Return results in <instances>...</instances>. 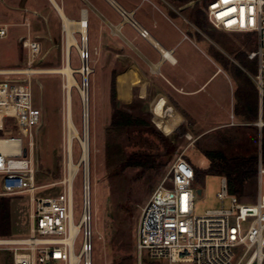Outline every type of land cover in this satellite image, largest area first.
<instances>
[{
  "label": "rangeland",
  "instance_id": "1",
  "mask_svg": "<svg viewBox=\"0 0 264 264\" xmlns=\"http://www.w3.org/2000/svg\"><path fill=\"white\" fill-rule=\"evenodd\" d=\"M88 1L95 4V0ZM208 1L182 3L161 0L171 12H177L186 23L190 36L219 61L234 81L232 110L228 108L225 111L212 105L211 115L219 125L214 126L206 121L204 126H200L196 120L186 118L185 129L186 119L172 104L168 103L167 107L162 106L155 111L151 108L156 96L164 92L155 86L156 82L147 69H139L132 50L116 49L109 27L105 30L100 28L106 25L103 21L100 23L96 10L87 6L84 0H57L71 20L81 19L83 9L88 10L91 23L88 30V64L91 71L87 83L83 74L76 71L82 65L80 51L76 47L72 48L71 65L78 82V86L72 87V116L80 133L83 131V103L79 88L86 84L89 95L88 176L92 197L93 264H167L146 256L139 257L136 249L137 230L145 204L181 155L198 168L195 185L202 193L195 200V216L232 205L230 198L222 200L218 197L222 191L223 177L208 172L212 165L211 158L206 155L208 152L225 155L221 157L228 159L259 155L260 160L264 105L261 111L259 103L257 117L248 120L242 114V103L236 98L239 86L235 81L238 70H241L254 83L252 76L257 68L256 71L252 70V66L256 63L249 60L248 54L256 49L255 38L251 34L219 31L209 23L205 13L201 14L203 27L198 28L193 14L198 8L205 11ZM1 26L8 28V34L0 37V72H6L0 74V82L29 84L33 105L43 113V124L38 132H34V147L30 152L38 189L34 195L0 196V239H20L29 236L32 228V196H56L69 186L66 182L69 174L67 78L60 72L66 64L67 39L63 21L50 0H0ZM102 30L104 45L95 46L96 37L102 34ZM75 37L81 46V34L76 32ZM29 40L41 44V53L35 60L24 45ZM132 69L147 80L144 96L141 95L140 84L130 93H121L120 76ZM120 109L145 123L113 129L115 112ZM9 133H13V130L6 128L0 135ZM80 155V142L74 139V162L79 161ZM131 157H146L148 163L135 165L134 161L130 163ZM86 171L85 166L80 165L75 176V224L82 214ZM257 195L256 177L247 181L240 200L251 203ZM129 206L132 214L125 221L123 216ZM4 208H9V219L3 215ZM81 244L82 235L76 244L77 252ZM242 253L243 249L239 248L238 256ZM0 264H13V252L5 246H0Z\"/></svg>",
  "mask_w": 264,
  "mask_h": 264
},
{
  "label": "built area",
  "instance_id": "2",
  "mask_svg": "<svg viewBox=\"0 0 264 264\" xmlns=\"http://www.w3.org/2000/svg\"><path fill=\"white\" fill-rule=\"evenodd\" d=\"M206 14L217 30L251 34L256 49L248 58L256 63L252 79L258 91L260 109L264 105V0H209ZM135 25V23H134ZM8 34L0 27V37ZM140 35L149 36L142 29ZM35 60L41 53L38 41L24 43ZM6 98L0 101V133L11 128L13 133L0 135V141H12L7 151H0V196L35 194L38 189L30 152L34 132L43 124L42 110L33 105L31 86L27 83L0 82ZM261 126L264 123L261 122ZM14 141V142H13ZM184 155L170 167L161 185L145 204L137 230L136 249L139 257L167 264H264V164L258 163V195L254 202H242L229 193L222 179L218 197L230 198V208L208 210L195 216V167ZM32 228L29 236L2 245L13 252V264H93L92 197L84 190L82 214L73 236L71 220L74 198L69 186L59 195L32 196ZM74 222V220H73ZM82 235V244H76ZM73 238V242H71ZM243 249L238 256L237 250ZM72 252L78 260H72Z\"/></svg>",
  "mask_w": 264,
  "mask_h": 264
},
{
  "label": "crops",
  "instance_id": "3",
  "mask_svg": "<svg viewBox=\"0 0 264 264\" xmlns=\"http://www.w3.org/2000/svg\"><path fill=\"white\" fill-rule=\"evenodd\" d=\"M84 1L96 10L100 23L103 21L106 25L100 28L109 27L116 49L132 50L139 69H147L155 86L164 92L152 102L154 111L170 103L185 119L196 120L200 126L206 121L217 126L219 122L211 115L212 105L232 110V77L217 59L200 47L199 41L190 36L177 12H171L161 0H95V4ZM83 11L88 14V10ZM88 22L90 25V20ZM142 29L149 31L148 37L140 35ZM104 30L96 37L95 46L104 45ZM119 81L121 93H130L140 84L141 95H145L147 80L137 70L126 71Z\"/></svg>",
  "mask_w": 264,
  "mask_h": 264
},
{
  "label": "bare ground",
  "instance_id": "4",
  "mask_svg": "<svg viewBox=\"0 0 264 264\" xmlns=\"http://www.w3.org/2000/svg\"><path fill=\"white\" fill-rule=\"evenodd\" d=\"M53 6L57 9L62 21L64 30L66 33V39H67V46H66V64L65 66L60 70L61 73L66 75L67 78V84L65 86L66 88V103H67V154H68V163H69V174L66 178V182L69 184V188L71 190V195L73 197V190H74V181L75 176L77 175V171L80 165H84L85 169H87V173L85 175V192L88 195H91V188H90V180H89V173H88V163L90 158V144H89V118H90V111H89V95L87 92V87L85 84V87H80V95L83 103V131L80 133V131L77 129V127L74 124L73 116H72V87L78 86V82L74 78V72H79L83 74L86 78L88 77L91 69L88 64V42H89V22L87 19V12L83 11V16L79 20H71L69 19L63 9L57 4L55 0H50ZM76 32H79L82 37V45L80 46L75 34ZM76 47L80 51L81 59H82V65L79 69L75 71V69L71 65V52L72 48ZM28 72V71H26ZM6 73V72H0V74ZM87 83V82H86ZM0 83V101L5 100L6 98V92H5V85H1ZM1 110V109H0ZM74 139H77L80 142L81 146V155L79 158V161L76 163L74 162L73 158V142ZM12 141H0V151L5 152L10 147V143ZM14 142V141H13ZM71 227H72V233L73 236L78 232L79 227L73 222V217L71 220ZM14 240L18 239H0V246L2 245H8V244H14ZM73 242V238L71 240ZM79 258L78 256L72 252V260L77 261Z\"/></svg>",
  "mask_w": 264,
  "mask_h": 264
},
{
  "label": "trees",
  "instance_id": "5",
  "mask_svg": "<svg viewBox=\"0 0 264 264\" xmlns=\"http://www.w3.org/2000/svg\"><path fill=\"white\" fill-rule=\"evenodd\" d=\"M174 2H188L190 0H172ZM207 7V6H206ZM206 14V10H202L198 8L194 15V22L198 28L203 27L201 14ZM252 70L255 69L256 65L252 66ZM235 81L237 82L239 88L236 93V98L243 105V115L248 119H253L257 117L258 107H259V97L258 91L254 83L248 78V76L238 70V75L235 76ZM145 121L139 118H136L129 112L124 110H116L112 127L113 129H122L128 126H132L135 124H144ZM262 163L264 164V128L262 131ZM211 158L212 165L208 168V172L212 174H218L222 177H225L228 182L229 193L232 195H236L239 199L244 195L245 185L247 181L251 179H255L258 174V163H259V155H251V157H235L228 159L225 156L215 152H208L206 154ZM213 156H216L215 158ZM135 165H141L143 163H148V158L146 157H131L130 163ZM198 168H195L196 178H197ZM199 176V174H198ZM2 204V203H1ZM3 205V204H2ZM1 208V205H0ZM131 208L130 206L125 209L126 214L123 216L124 220L127 221L129 217H131ZM1 211V210H0ZM1 215V212H0ZM3 215L6 219L10 218L9 208H4ZM2 218V217H1Z\"/></svg>",
  "mask_w": 264,
  "mask_h": 264
},
{
  "label": "water",
  "instance_id": "6",
  "mask_svg": "<svg viewBox=\"0 0 264 264\" xmlns=\"http://www.w3.org/2000/svg\"><path fill=\"white\" fill-rule=\"evenodd\" d=\"M87 79H88V77L86 78V82H87ZM152 111V110H151ZM153 122H154V120H153ZM155 123V122H154ZM198 195H200L201 193H202V190L201 189H199L198 191Z\"/></svg>",
  "mask_w": 264,
  "mask_h": 264
},
{
  "label": "snow or ice",
  "instance_id": "7",
  "mask_svg": "<svg viewBox=\"0 0 264 264\" xmlns=\"http://www.w3.org/2000/svg\"><path fill=\"white\" fill-rule=\"evenodd\" d=\"M225 2H227V0H225Z\"/></svg>",
  "mask_w": 264,
  "mask_h": 264
}]
</instances>
